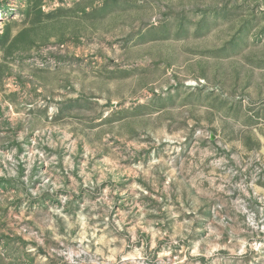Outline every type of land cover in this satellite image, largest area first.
I'll list each match as a JSON object with an SVG mask.
<instances>
[{
    "label": "rangeland",
    "instance_id": "rangeland-1",
    "mask_svg": "<svg viewBox=\"0 0 264 264\" xmlns=\"http://www.w3.org/2000/svg\"><path fill=\"white\" fill-rule=\"evenodd\" d=\"M0 264H264V0H0Z\"/></svg>",
    "mask_w": 264,
    "mask_h": 264
}]
</instances>
